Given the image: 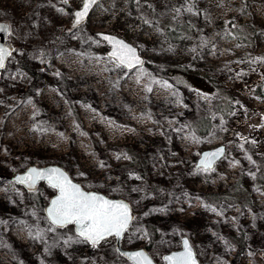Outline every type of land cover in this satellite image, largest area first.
Segmentation results:
<instances>
[{"label":"rangeland","instance_id":"374dc122","mask_svg":"<svg viewBox=\"0 0 264 264\" xmlns=\"http://www.w3.org/2000/svg\"><path fill=\"white\" fill-rule=\"evenodd\" d=\"M130 1L102 0L73 28L83 0H0V22L15 41L0 71V264H133L115 237L91 248L74 225H53L12 179L49 164L87 190L132 204L125 249L150 243L163 264L187 236L201 264H264V186L256 182L264 156V0H133L135 8ZM168 25L193 33L169 42ZM100 31L132 42L145 63L124 68ZM158 66L168 74L156 76ZM195 113L209 117L207 134L192 126ZM220 145L225 157L198 167L202 152ZM132 153L144 159V174L131 166ZM235 187V202L209 197L234 195ZM36 191L45 206L56 192L45 183Z\"/></svg>","mask_w":264,"mask_h":264},{"label":"snow or ice","instance_id":"6c2138e0","mask_svg":"<svg viewBox=\"0 0 264 264\" xmlns=\"http://www.w3.org/2000/svg\"><path fill=\"white\" fill-rule=\"evenodd\" d=\"M67 3V0H64ZM95 0H85L83 10L76 13L77 23L80 22L88 13L89 8ZM8 30V26L0 25V32ZM109 41L114 38L104 37ZM119 46V51L113 52L112 55L117 57L121 64L132 66L131 61L126 58V53H134V50L125 45L122 41H115ZM7 54V50L0 46V67H3V59ZM140 62L138 58H135ZM223 151L222 149L220 150ZM206 156H215L216 153H208ZM205 166V170L210 167L211 161L201 162ZM51 175L44 172H38L32 169L27 177H18L19 183L29 182V187L35 183L37 179L47 178L53 187L60 191L59 197L52 201V207L48 209L49 217L54 224L61 226L74 223L79 226L78 233L81 237L92 242L95 245L99 240L106 236H121L127 228L131 219L129 215L128 205L122 202L110 201L93 193L83 192L78 185L72 184L68 178L58 169L49 170ZM135 257L143 258L144 264H151L142 252L134 254ZM185 257L191 259V251L186 254H180L175 258L187 264ZM172 261L173 257H165ZM194 264V262H193Z\"/></svg>","mask_w":264,"mask_h":264},{"label":"water","instance_id":"95a60500","mask_svg":"<svg viewBox=\"0 0 264 264\" xmlns=\"http://www.w3.org/2000/svg\"><path fill=\"white\" fill-rule=\"evenodd\" d=\"M102 0H95V2L91 5V7L89 8V11L87 13V15L80 20L79 23H77V16L76 13L79 11L83 10V6H84V2L85 0H83V4L80 8L76 9L74 11V20L72 23V27L73 28H78L80 26H82L85 22H87V20L89 19V17L91 16L92 12L94 11V9L97 7V5L101 2ZM0 25H6L8 26V30L4 31V32H0V46H3V48H5L7 50V54L5 55L4 59H3V67H0V70L4 69L6 64H7V60L8 57L10 55H12L13 51H14V47L13 44L11 43V41L8 39V34L11 30V27L8 23L6 22H0ZM97 35L103 39L104 41H106V43L108 44V46L110 47L109 51H108V55L113 58L114 60H116L120 65H122L123 67H125L128 70H134L140 66H142L145 63V59L144 57L141 55L139 48L134 45L133 43L127 41L126 39H124L123 37H120L117 34H113V33H109V32H103L100 31L97 33ZM104 37H111L114 38L113 41H109L107 39H105ZM115 41H122L125 45L129 46L131 49L134 50V53H126V58L129 59L131 61L132 66L129 67L127 64H121L119 59L115 56L112 55L113 52H117L119 51V46L115 43ZM135 58H138V60L140 62H137ZM223 150L222 152L220 150ZM208 153H216L215 156H206L205 154ZM226 154V147L224 145H220L218 147L215 148H211L208 150H205L202 152L201 157L198 160V167H202L205 168V166L201 163L202 161H206V160H210L211 164L210 167H208L207 169H212L221 159H223L225 157ZM32 169H36L38 172H44L46 175H51L52 173H50L49 170L52 169H58L61 173H63L68 180L71 181L72 184L78 185L80 187V189L83 192L86 193H93L99 196H103L104 198H106L107 200L110 201H115V202H122L123 204L128 205V209H129V215L131 217L127 228L123 231L121 236H116V235H110V236H106L104 239L99 240L95 245H98L99 243H101L102 241L109 239L111 237H115L116 238V246L118 251L127 259H129L131 262H133V264H144L143 258L140 257H135L134 254L138 253V252H142L144 254L145 257H147V260L151 262V264H157L154 260V258L151 256V254L149 253V251L145 248V247H140V248H136V249H125L122 247V240L124 239L126 233L129 231L135 217H136V213L135 210L132 206V204L124 199V198H114V197H110L107 194L103 193V192H98V191H94V190H87L80 182L76 181L71 174L62 166L57 165V164H49V165H45V166H37V165H32L30 167H28L26 170L17 173L12 179L20 186L24 187V189H26L27 191H36L39 187V185L41 183H45L46 185L52 187L53 189H55V194L50 198L48 204L45 206L44 212L47 215L49 221L55 225L58 228H63L66 227L68 225H74L75 228V232L79 235L78 233V228L79 226L74 224V223H70L64 226L58 225V224H54L51 220V218L49 217L48 214V209L52 207V201L57 199V197H59L60 195V191L58 188H55L52 186V184L49 182V180L47 178H43V179H37L35 181V183L32 185V187H29V182L26 183H19L17 181L18 177H27L29 175V172ZM4 179V175L0 173V182ZM80 236V235H79ZM81 237V236H80ZM84 238V237H82ZM85 239V238H84ZM91 246H93L92 242L87 240ZM191 251V259H187V257H185V260L187 262V264H201V261L197 255L196 249L194 247V245L192 244L191 240L189 237L184 236L182 238V247L180 249L177 250H173L170 251L168 253H166L163 256V260L165 261L166 264H183L182 261L177 260L175 258L179 257L180 254H186L188 251ZM165 257H173L174 259L172 261H169L167 259H165Z\"/></svg>","mask_w":264,"mask_h":264},{"label":"trees","instance_id":"16d2710c","mask_svg":"<svg viewBox=\"0 0 264 264\" xmlns=\"http://www.w3.org/2000/svg\"><path fill=\"white\" fill-rule=\"evenodd\" d=\"M130 4L133 8H135L136 3L133 2V0L130 1ZM138 10H143L142 7H138ZM192 29L188 26V25H177V26H171L168 25L164 28V34L167 38V40L169 42H179V41H183L187 36L192 35ZM238 39L240 41H242V39H245V37L243 36H238ZM14 45H15V41L12 40ZM159 68H155L154 72L156 76L162 75V76H166L168 74V69L166 68V66H158ZM25 68L27 69L28 72H31L32 75L33 74L32 70L25 65ZM37 78V76H35ZM34 85L30 86L29 91L32 92ZM30 92H28L27 94H30ZM221 111V110H220ZM220 111L218 110L217 112L220 113ZM222 112V111H221ZM225 115H227V109L223 111ZM193 121H192V126L196 127V130L200 133V134H207L212 127V124L210 122L209 117H205V116H201L198 113L193 114ZM132 157H133V162L131 163V166H136L137 164H139V166L137 167L140 171L141 174H144V169H145V164L144 159H141L136 153H132ZM260 169H259V173L256 177V182L259 185H263L264 186V156L260 155ZM143 161V162H142ZM121 168H125L124 166L119 167ZM237 187H235L236 189ZM240 189H236V194L234 195H226V193H214L209 195V197H211V199L215 202L218 201H227V202H235L236 198L238 195H240L239 193H241V191H239ZM30 196H31V200H32V204L39 207L40 209L44 210L45 209V201H44V197L42 195H40L39 193H37V191H30L29 192ZM237 195V196H236ZM247 198V197H246ZM249 202V200H246V204L247 205ZM260 241H262L261 238H257L255 239V243L258 244ZM236 245H238V247L241 248L240 251H243V247L246 245V239L245 236L242 235L240 237V240L236 243ZM94 246H92L91 248H93ZM118 250V249H117Z\"/></svg>","mask_w":264,"mask_h":264},{"label":"flooded vegetation","instance_id":"af4514ba","mask_svg":"<svg viewBox=\"0 0 264 264\" xmlns=\"http://www.w3.org/2000/svg\"><path fill=\"white\" fill-rule=\"evenodd\" d=\"M10 32H11V30H10ZM10 32H9V34H8V39L11 41V43L13 44V47H14V43H13V41H12V39H11V37L9 36L10 35ZM14 52V51H13ZM11 56V55H10ZM9 56V57H10ZM9 57H8V59H9ZM7 62H8V60H7ZM6 66H7V64H6ZM6 66H5V68H6ZM4 68V69H5ZM24 68H25V65H24ZM125 68V67H124ZM4 69H2V70H4ZM26 69V68H25ZM2 70H0V71H2ZM27 70V69H26ZM192 242V241H191ZM193 244V243H192ZM145 247V246H144ZM182 247V246H181ZM180 247V248H181ZM148 251H149V253H150V249H151V244L149 243V245H147L146 247H145ZM180 248H178V249H180ZM177 250V249H176ZM173 251V250H172ZM151 254V253H150ZM165 255V254H164ZM163 255V256H164ZM151 256L154 258V260H155V262L157 263V264H159V262H158V260L151 254ZM163 256H162V260H163ZM163 264H166L165 263V261L163 260Z\"/></svg>","mask_w":264,"mask_h":264},{"label":"built area","instance_id":"2783aa9c","mask_svg":"<svg viewBox=\"0 0 264 264\" xmlns=\"http://www.w3.org/2000/svg\"><path fill=\"white\" fill-rule=\"evenodd\" d=\"M194 94H196V96H199L200 98H203V99H205V100H206V97H205V95H204V94H202V93H200L199 95H197V93H194Z\"/></svg>","mask_w":264,"mask_h":264}]
</instances>
